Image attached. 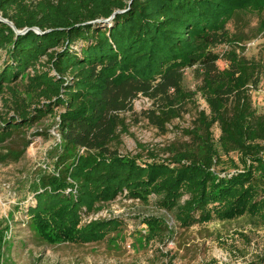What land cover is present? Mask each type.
Wrapping results in <instances>:
<instances>
[{
  "label": "trees",
  "instance_id": "trees-1",
  "mask_svg": "<svg viewBox=\"0 0 264 264\" xmlns=\"http://www.w3.org/2000/svg\"><path fill=\"white\" fill-rule=\"evenodd\" d=\"M247 13L264 31V0H0V17L28 29L16 35L0 22V95L14 111L0 119V144L57 116L61 154L53 172L38 180L35 205L26 212L41 242L104 241L121 229L119 220L82 221L124 193L146 203L155 196L184 229L242 216L264 225V114H255L250 97L264 53L259 62L247 60L226 30L234 15ZM224 43L231 50L219 70L211 48ZM192 67L208 108L186 132L199 152L185 144L158 161L111 150L128 133L121 115L137 96L152 102L146 119L157 129L179 117L193 96L182 87L183 70ZM18 78L29 99L14 88ZM223 157L233 172L218 170ZM143 221L149 240L166 231L158 219ZM252 264H264V256Z\"/></svg>",
  "mask_w": 264,
  "mask_h": 264
},
{
  "label": "rangeland",
  "instance_id": "rangeland-1",
  "mask_svg": "<svg viewBox=\"0 0 264 264\" xmlns=\"http://www.w3.org/2000/svg\"><path fill=\"white\" fill-rule=\"evenodd\" d=\"M258 22L255 15L247 13L234 15L226 24L230 38L243 49L241 55L256 62L264 53V31L259 30ZM238 46L234 44L235 49ZM229 50L228 43L211 48L219 56L216 62L219 70L227 67L224 55ZM236 52L239 54L240 49ZM195 69L183 70L182 87L193 96L182 106L178 118L171 120L164 131L157 129L146 119L152 102L137 96L132 110L121 115L128 133L120 137L119 143L111 144L110 149L142 160L153 154L158 161L168 160L173 150H180L185 144L199 152L196 143L186 135L196 127L198 112L204 110L208 114L198 92L200 80L195 78ZM14 84L16 91L28 98L25 81L18 78ZM250 97L255 114L263 115L264 69L257 87L250 90ZM7 98L0 95V119L14 116L13 107L5 102L9 101ZM31 106L33 110L35 104ZM212 134L217 143L220 135L217 126L212 128ZM60 143L57 116L49 115L0 144V264H252L264 256V225L256 219L242 216L232 221L213 220L184 229L176 223L173 213L158 206L155 196H150L146 203L128 199L125 193L82 221L119 220L121 229L104 241L86 245L41 242L26 212L35 205L33 190L38 189L40 177L53 172L61 154ZM11 151L20 154L18 159L11 156L3 160ZM231 156L240 169L236 154ZM223 161L218 170L233 172L224 157ZM147 218L163 223L166 231L162 237L149 240V229L143 223Z\"/></svg>",
  "mask_w": 264,
  "mask_h": 264
},
{
  "label": "water",
  "instance_id": "water-1",
  "mask_svg": "<svg viewBox=\"0 0 264 264\" xmlns=\"http://www.w3.org/2000/svg\"><path fill=\"white\" fill-rule=\"evenodd\" d=\"M113 17H114V16H111V18H110L109 20H111ZM106 21H108V20H106ZM0 22H3V23H5L6 25H8V26L14 31V33H15L16 35H22V34H24L25 32L28 31V29H24L23 31H19V30H17V29L13 26V24H12L11 22H9L8 20L2 19L1 17H0ZM97 22H101V21H97ZM33 31H34L35 33H38V30H37V29H33Z\"/></svg>",
  "mask_w": 264,
  "mask_h": 264
}]
</instances>
